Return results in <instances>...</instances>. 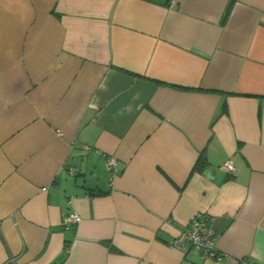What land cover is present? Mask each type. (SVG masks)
Segmentation results:
<instances>
[{"label":"crops","instance_id":"0c3cea01","mask_svg":"<svg viewBox=\"0 0 264 264\" xmlns=\"http://www.w3.org/2000/svg\"><path fill=\"white\" fill-rule=\"evenodd\" d=\"M185 261L264 264V0H0V264Z\"/></svg>","mask_w":264,"mask_h":264},{"label":"built area","instance_id":"2783aa9c","mask_svg":"<svg viewBox=\"0 0 264 264\" xmlns=\"http://www.w3.org/2000/svg\"><path fill=\"white\" fill-rule=\"evenodd\" d=\"M87 148V147H86ZM117 160L111 156L106 158L105 166L108 171L113 174V170L116 166ZM224 167L234 172V167L230 161L224 162ZM81 217L76 212H70L63 218V224L80 222ZM214 229L211 224L210 216L205 211H199L190 219L187 229L181 231L173 241V245L182 249L184 245H190L195 248L202 259H218L222 258V254L219 253L214 246ZM183 264H195L193 262L185 261Z\"/></svg>","mask_w":264,"mask_h":264},{"label":"trees","instance_id":"16d2710c","mask_svg":"<svg viewBox=\"0 0 264 264\" xmlns=\"http://www.w3.org/2000/svg\"><path fill=\"white\" fill-rule=\"evenodd\" d=\"M198 168L200 169V170H203V168L205 167V165H206V162H207V160H206V158L205 157H201L198 161ZM197 164V163H196Z\"/></svg>","mask_w":264,"mask_h":264},{"label":"water","instance_id":"95a60500","mask_svg":"<svg viewBox=\"0 0 264 264\" xmlns=\"http://www.w3.org/2000/svg\"><path fill=\"white\" fill-rule=\"evenodd\" d=\"M206 175H207L208 177H212L210 171H207V172H206Z\"/></svg>","mask_w":264,"mask_h":264}]
</instances>
